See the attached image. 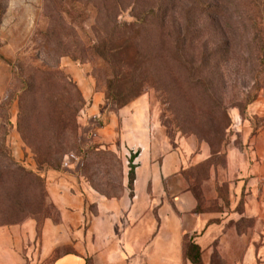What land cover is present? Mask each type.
I'll return each instance as SVG.
<instances>
[{"label":"rangeland","instance_id":"obj_1","mask_svg":"<svg viewBox=\"0 0 264 264\" xmlns=\"http://www.w3.org/2000/svg\"><path fill=\"white\" fill-rule=\"evenodd\" d=\"M157 1L120 0L121 5L115 6L110 0H0V137L6 133L7 148L16 160L15 142H22V151L30 157L17 161L29 169L26 163L32 162L35 166L31 170L42 176L45 172V165L39 170L35 151L29 144L47 139L45 130L50 120L42 98L54 110L64 104L67 114L75 117L76 126L67 132L69 148H73L75 137L80 146V116L92 93L102 92L107 99L110 81L114 78L118 79L114 85L124 93L122 101H127L126 104L140 97L147 98L153 133L158 137L173 136L175 147L183 139L199 145H209L207 139H212L216 143L214 147H220L221 152L211 159L222 169L227 166L229 149L249 150V139L264 131V72L258 73L253 38L257 29L264 38V0H245L244 5H241L243 0H170L172 7L165 11L163 26L161 17L159 23L121 38L120 43L124 41L125 47L114 58L118 66L120 61V70L103 58V50L96 53L101 37L95 32V21L106 24L107 15L117 14L119 24H128ZM200 1L207 6L194 12ZM256 4L262 7L258 16ZM248 8L255 9L253 15L248 14ZM186 9L191 11L189 18ZM247 16H256L257 28ZM182 29L185 50L184 56L178 58L180 45L174 46L171 36ZM56 71H61L71 85L65 86L58 80ZM44 73L48 74L43 77ZM43 80L46 82L42 85L49 89L44 97L40 89ZM27 84L33 87L28 97L23 92ZM256 86H259L257 91ZM78 93L83 105L76 103ZM21 107L32 109L26 120ZM77 107L81 108L76 113ZM222 110L227 111L230 126L220 142ZM97 156L102 157L100 165ZM80 159L79 170L84 165L85 172L78 175L92 189L103 197L117 198L122 194L125 188L122 156L98 152L97 155L89 153L85 161L83 156ZM126 164L130 170V158ZM4 165L0 159V171ZM206 167L200 163L195 170L202 175ZM0 185H3L0 194L11 189L9 183ZM221 187L223 192L228 191L226 184ZM197 188L202 207L219 208L218 201L205 198L201 184ZM31 189L23 190L15 201L0 195V221L16 219L21 224L35 219L40 232L46 218H58L59 210L46 188L44 206H41L39 188ZM244 195H240L238 207ZM15 202L29 208L9 218L3 207ZM237 225L239 231L246 226L240 220ZM190 252L194 257L195 250ZM25 255L29 260L26 252Z\"/></svg>","mask_w":264,"mask_h":264},{"label":"crops","instance_id":"obj_2","mask_svg":"<svg viewBox=\"0 0 264 264\" xmlns=\"http://www.w3.org/2000/svg\"><path fill=\"white\" fill-rule=\"evenodd\" d=\"M79 136L83 151L107 147L122 156L124 191L101 196L79 177L80 156L68 155L62 170L43 173L58 220L46 218L40 232L35 219L1 225L0 264H197L196 253L186 251L189 242L199 247L198 264H264V131L249 139L248 151L229 149L224 169L210 166L201 186L219 208L199 211L191 171L211 157V148L184 139L175 147L173 136L158 137L147 98L118 106L92 93ZM15 148L17 160H28L21 141ZM132 154L130 189L126 163ZM223 184L228 206L217 189ZM239 220L246 225L240 231Z\"/></svg>","mask_w":264,"mask_h":264},{"label":"trees","instance_id":"obj_3","mask_svg":"<svg viewBox=\"0 0 264 264\" xmlns=\"http://www.w3.org/2000/svg\"><path fill=\"white\" fill-rule=\"evenodd\" d=\"M76 1V0H74ZM80 1V0H78ZM112 4H114L115 6H119L120 4V0H110ZM110 3V2H109ZM245 4V0H243V2L241 1V5ZM171 1L170 0H159L157 1L156 5L151 6L149 10H146L144 12H142L140 15H136L135 19L131 22L127 23H120L117 21V14H109L107 15V25L104 23H100L98 21L94 22V28H95V32H97L98 35H100L101 39L98 41V43L96 44V53L100 54V52H102V56L105 60H107L108 62H110L114 67L116 66L117 68L119 67V70L121 69V64L119 61V66L114 62L115 61V57L122 51V49L125 47V42H121L120 40L122 37L125 38V36L129 35L130 33L136 34L138 33V31L140 29H142L143 27H147L150 25H155L157 23H159V20L162 17V26L164 24L165 18H166V14L165 11L167 9H170L171 6ZM104 6V5H103ZM198 7H196L194 9V12L196 11H200L201 7H206L207 5L205 3H203L202 1L199 2V4L197 5ZM255 9L257 10L256 12V16H258L259 14H261V10L262 7L260 6V4H256ZM252 8H248L246 9L248 14L253 15L254 14V10ZM186 14L189 18L190 12L191 11H187L186 9ZM162 13L164 14L162 16ZM255 16V17H256ZM250 22H253V26H255L257 28V22H256V18L254 17H250L247 16ZM240 22H242V17L240 16ZM244 19V18H243ZM253 29V27H252ZM188 31V29H187ZM253 31H255V29H253ZM161 32V31H160ZM189 32V31H188ZM190 34V33H187ZM169 35V34H168ZM188 36V35H187ZM173 38V42H174V46H176V44L180 45V48L178 50V54L177 57H182L184 56V44L186 41V37L184 35V31L182 30H178V31H174L173 35L171 36ZM253 38H255L256 41V49H257V58L256 60L258 61V65H259V70L258 73L262 74L264 72V42H263V36L260 34L259 30L257 29L253 35ZM116 42H118V44H116ZM103 46V49H102ZM140 57V54H139ZM136 63V61H135ZM187 65V63H186ZM48 73H44L42 76L44 77L45 75H47ZM57 74V79L60 80L62 83H64L65 86L67 85H71L68 81H67V77L61 72V71H56ZM40 76V77H42ZM34 80V79H32ZM118 81V79L114 78L113 80L110 81L111 85L108 88L109 91L107 93V99L109 102H115L117 103L118 106H123L126 104L127 101H122L123 99V95L124 93L121 92L116 85ZM46 82V80H43L42 83H40V89H41V95L42 97H44L47 93H48V87L46 85H42ZM32 85L27 84V86L25 87V89L23 90V92L25 91V96L28 97L30 96V93L32 92ZM195 88V87H193ZM259 89V86L255 87V90L257 91ZM134 96V95H133ZM130 96V97H133ZM129 97V98H130ZM125 98V97H124ZM44 104H45V109L48 111L49 114V125L46 128L45 132L47 135V139L45 140V142L43 143H29L36 154V159H37V165L39 167V170L41 167H43V165H45V171L47 170H57L60 171L63 169V165H64V160H65V156L68 155L69 153H74L78 156H83L84 161L86 160V157H88L89 153H93L94 155H97L98 152H101L102 154H109V155H116V153L114 151H110L107 149H102L99 146H92L91 148L88 149V151L84 152L83 149L81 148V146H77L76 143V137L73 138V142H75V145L73 146V148H69V143L67 140V132L76 126V121H75V117H70L67 114V110L65 108V105L63 104L61 107H57L55 110L51 107H48V104H46V101L44 98H42ZM23 102V101H22ZM76 103H81V105H83V100L81 99L80 94L78 93V97L76 99ZM24 104V102H23ZM25 106V104H24ZM81 107H77L76 113L80 110ZM21 113L23 114V120H26V118L30 117L32 114V109H29L28 107H21ZM222 113L224 115V120L222 121V125L220 127V130L218 132V136H219V140L220 142H222L224 140V136L226 135V131L230 126V118L228 116V113L226 110H222ZM54 119V120H53ZM22 123V119L19 120V125ZM210 148H211V157L206 160L203 161L201 164L207 165L208 167H206V172L204 171V173L202 175H200L195 169H193L191 171V189L195 192V194L197 195V198L199 199V205L197 207V211L202 209L201 206V194L198 193V188L197 186L200 188V184L202 182V180L206 177H208L209 174V168L211 165L214 164V162L212 161V157L216 154H219L221 152L220 147L216 148L214 146H216L215 141H213L212 139H207ZM40 144H43L42 146H40ZM77 146V147H76ZM136 154H132L130 157V170L128 173V187L130 189H132L133 187V181H134V164H133V160L135 158ZM98 157V162L100 161V163L102 162V157L101 156H97ZM0 159L4 160L5 163V168L3 171H0V184H2L3 182L5 183H9L8 186H10L11 184V189L9 191H5L4 193L0 194L2 196L3 199H12V201H15L16 198L22 193V192H26L28 189H36L39 188L40 190V194L42 196V201H41V206H44L46 203V199H45V177L42 176L40 173L35 172L27 167H25L22 163H20L19 161H17L15 159V157L11 154V152L9 151V149L7 148L6 145V133L4 134V136L0 137ZM99 163V165H100ZM98 165V166H99ZM83 172H85L84 169V165H82L81 169L79 170V175L83 174ZM189 178H190V174H189ZM3 185H0V187ZM95 187V185H93ZM31 189V190H32ZM97 190L100 191L99 188H96ZM217 189L219 191V196L221 197L222 201L225 203V206H228L229 204V199H228V194L227 191L224 189L225 192H223L222 187L220 185H217ZM24 190V191H23ZM106 197H108L106 195ZM109 198V197H108ZM19 203V202H17ZM16 202L13 203L12 205L8 206V207H3L6 210V215L11 218L16 216L17 214H19L20 212H25L26 209H28L29 207H21L17 204ZM224 206V205H223ZM59 218V216H58ZM54 219V220H58ZM22 221L20 220H3L0 221V226L1 225H7V224H18ZM39 226V225H38ZM188 250H195L196 252V256L195 258H193L195 260V262L198 264V261L196 260L197 257V253H199V247L195 244H193L192 242L187 243V252Z\"/></svg>","mask_w":264,"mask_h":264}]
</instances>
